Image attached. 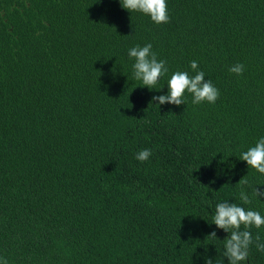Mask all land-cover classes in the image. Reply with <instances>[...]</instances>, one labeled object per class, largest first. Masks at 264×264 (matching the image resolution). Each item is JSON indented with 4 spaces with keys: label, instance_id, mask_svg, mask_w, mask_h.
Here are the masks:
<instances>
[{
    "label": "trees",
    "instance_id": "trees-1",
    "mask_svg": "<svg viewBox=\"0 0 264 264\" xmlns=\"http://www.w3.org/2000/svg\"><path fill=\"white\" fill-rule=\"evenodd\" d=\"M168 8L157 25L118 0H0V255L10 264H227L226 233L202 199L214 207L240 180L264 183L239 160L264 135V0ZM148 42L171 70L197 60L216 103L154 106L166 79L148 90L127 56ZM237 62L239 76L228 71ZM142 148L148 161L134 159ZM249 206L264 213V202ZM249 264H264L254 246Z\"/></svg>",
    "mask_w": 264,
    "mask_h": 264
},
{
    "label": "clouds",
    "instance_id": "clouds-1",
    "mask_svg": "<svg viewBox=\"0 0 264 264\" xmlns=\"http://www.w3.org/2000/svg\"><path fill=\"white\" fill-rule=\"evenodd\" d=\"M103 0H97L102 3ZM120 7L131 13H139L154 24H167L170 21L168 0H118ZM131 63V78L139 81L150 91L160 92L165 87L161 80L166 79V91L153 95L150 102L157 106L165 104L180 106L191 97L193 105L215 104L220 91L206 78V73L199 67L198 61L188 62L187 70H171L164 58H158L150 42L136 44L127 49ZM245 70L242 63H234L228 71L237 76ZM152 149L142 148L134 153V159L145 162L152 156ZM239 160L244 161L247 169L264 176V135L255 138L254 143L239 152ZM231 167L229 166V170ZM253 200L264 202V183L240 180V187L233 199L219 200L214 204L202 199V204L212 210V224L222 230L226 236L221 240L220 255L226 258L227 264H249L250 248L264 253V239L259 231L264 229V213L249 206ZM253 229L257 232L254 234ZM217 238L216 231L209 234ZM223 260V259H222ZM0 264H10L7 257L0 255ZM204 264H213V259L204 257Z\"/></svg>",
    "mask_w": 264,
    "mask_h": 264
}]
</instances>
